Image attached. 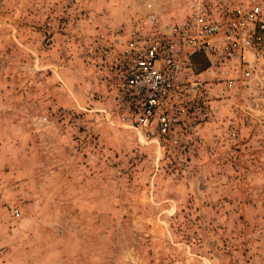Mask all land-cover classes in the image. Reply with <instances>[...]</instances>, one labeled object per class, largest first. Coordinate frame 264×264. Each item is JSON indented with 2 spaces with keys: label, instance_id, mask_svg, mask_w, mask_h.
Returning a JSON list of instances; mask_svg holds the SVG:
<instances>
[{
  "label": "rangeland",
  "instance_id": "1",
  "mask_svg": "<svg viewBox=\"0 0 264 264\" xmlns=\"http://www.w3.org/2000/svg\"><path fill=\"white\" fill-rule=\"evenodd\" d=\"M184 1L0 0V264H264V71L207 82L178 148L105 119L80 59L96 25Z\"/></svg>",
  "mask_w": 264,
  "mask_h": 264
},
{
  "label": "built area",
  "instance_id": "2",
  "mask_svg": "<svg viewBox=\"0 0 264 264\" xmlns=\"http://www.w3.org/2000/svg\"><path fill=\"white\" fill-rule=\"evenodd\" d=\"M79 42L81 62L106 91L105 119L179 148L210 118L207 82L238 89L261 78L264 9L261 0H185L179 17L164 22L146 2Z\"/></svg>",
  "mask_w": 264,
  "mask_h": 264
},
{
  "label": "trees",
  "instance_id": "3",
  "mask_svg": "<svg viewBox=\"0 0 264 264\" xmlns=\"http://www.w3.org/2000/svg\"><path fill=\"white\" fill-rule=\"evenodd\" d=\"M196 59V57H195ZM199 60L197 62H195V65H196V68L198 71H202L204 68H205V63L200 59L198 58Z\"/></svg>",
  "mask_w": 264,
  "mask_h": 264
}]
</instances>
